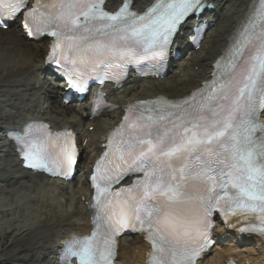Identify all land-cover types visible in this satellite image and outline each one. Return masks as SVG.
Masks as SVG:
<instances>
[{
  "label": "snow or ice",
  "instance_id": "obj_1",
  "mask_svg": "<svg viewBox=\"0 0 264 264\" xmlns=\"http://www.w3.org/2000/svg\"><path fill=\"white\" fill-rule=\"evenodd\" d=\"M132 4L121 0L109 12L105 0H35L30 9L28 0H0V28L22 16L28 37L54 38L50 62L83 93L89 78L118 81L128 65L154 60L162 67L182 26L210 7L153 0L137 12ZM261 116L264 0H252L208 82L181 99L128 107L91 177L94 231L65 245L61 264H113L115 237L125 229L147 234L149 264H196L210 246L214 212L253 218L251 231L264 234ZM16 143L28 168L68 175L77 162L68 132L53 136L30 125Z\"/></svg>",
  "mask_w": 264,
  "mask_h": 264
},
{
  "label": "bare ground",
  "instance_id": "obj_2",
  "mask_svg": "<svg viewBox=\"0 0 264 264\" xmlns=\"http://www.w3.org/2000/svg\"><path fill=\"white\" fill-rule=\"evenodd\" d=\"M210 1L216 5V11L209 14L214 24L201 50L184 58L176 68L173 62L169 79L142 82L118 92L109 88V102L124 109L136 101L157 97L177 100L209 80L212 64L226 50L252 4V0ZM151 2L134 0V8L142 11ZM120 3L121 0H112L108 6L115 9ZM185 41L178 39L180 51L186 48ZM46 55L47 43H26L19 27L7 32L0 30V264H57L54 253L59 239L68 238L71 233H88V215L79 201L82 195L91 197L89 175L85 170H91L101 153L99 146L105 132L124 115L117 111L105 119L89 121L86 104L84 113L79 111V106H64L59 85L43 83ZM46 97L50 101L47 107L43 103ZM30 117L48 120L55 129L70 126L82 140L89 139L83 149V165L76 184L73 180L71 184H59V188H55L58 182L46 184L44 178L31 177L21 170L14 149L4 140V132L8 126L20 125ZM90 128L94 131L90 132ZM7 239L10 243H6ZM253 242L258 250L245 248L244 256H239L235 250L222 249L227 255L236 254L238 263L243 264L246 259L250 264H264V243L259 239ZM148 250L142 239H123L118 263L144 264ZM206 264H223V255L215 254Z\"/></svg>",
  "mask_w": 264,
  "mask_h": 264
},
{
  "label": "rangeland",
  "instance_id": "obj_3",
  "mask_svg": "<svg viewBox=\"0 0 264 264\" xmlns=\"http://www.w3.org/2000/svg\"><path fill=\"white\" fill-rule=\"evenodd\" d=\"M10 243V239H7L6 243ZM244 250V248L242 250H240V252H242Z\"/></svg>",
  "mask_w": 264,
  "mask_h": 264
}]
</instances>
